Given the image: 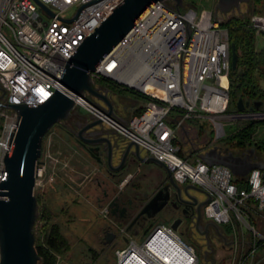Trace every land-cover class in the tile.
<instances>
[{
    "label": "built area",
    "instance_id": "1",
    "mask_svg": "<svg viewBox=\"0 0 264 264\" xmlns=\"http://www.w3.org/2000/svg\"><path fill=\"white\" fill-rule=\"evenodd\" d=\"M37 1L0 0L2 105L46 101L56 87L40 73L59 81L71 55L123 0ZM222 16L192 4L176 8L171 0L153 4L89 73L96 89L103 90L99 82L108 81L144 98L143 112L122 122L106 116L101 103L87 92L75 98L74 112L83 109L90 119L102 120L106 128L136 143L143 156L167 168L177 186L201 190L206 201L202 220L217 225L228 243L224 245L220 238L223 258L217 264H264V161L239 155L262 168L237 177L229 168L210 165L201 156L189 160L178 154L177 136L186 134L190 120L208 122L217 142L225 136V123L236 118L227 113L231 59ZM249 25L257 36L264 35V16H252ZM16 121L13 111L0 107V182L6 178L3 158ZM56 162L49 152L41 155L34 191L42 193L53 184ZM99 213L107 219L106 208ZM173 221L141 235L120 227L122 246L115 249L113 264H214L205 262L202 250L183 239L178 231L183 223L174 230Z\"/></svg>",
    "mask_w": 264,
    "mask_h": 264
},
{
    "label": "water",
    "instance_id": "2",
    "mask_svg": "<svg viewBox=\"0 0 264 264\" xmlns=\"http://www.w3.org/2000/svg\"><path fill=\"white\" fill-rule=\"evenodd\" d=\"M35 1L39 4L37 0ZM162 1L164 0H123L119 3L71 55L59 81L44 72L40 73L53 87H56L54 93L43 103L39 105L0 104L1 108L13 111L17 117L3 158L6 178L0 182V264L40 263L41 258L35 247V226L39 218V206L34 195V188L35 169L41 157L43 139L54 126L75 115L74 100L85 92L101 103L106 110V116L117 117L113 103L109 99V91L94 88L89 73L96 69L153 4ZM171 1L176 8L183 6V0ZM248 3L249 0H216L214 13L228 15L234 10H239L242 4ZM40 6L44 8L41 4ZM230 59L231 69L234 71L237 65V54L233 45H230ZM260 85L264 92V83L261 82ZM247 106L248 104L240 99L237 102V111L243 113ZM260 106L261 102H257L250 107V110L258 109ZM85 134L88 135V139L84 137ZM77 136L80 141L94 150H101L109 171L122 170L127 156L130 155L139 163L160 167L169 181H173L170 172L161 162L143 156L136 143L127 141L106 128L100 119L89 118V122L78 130ZM117 151L121 152L122 156L119 164L114 166L113 156ZM201 159L210 165L225 166L237 177H245L252 169L262 168L259 163L234 156L232 153L219 152L217 148L203 154ZM177 191L185 197L182 203L190 206H196L198 200L189 191L202 193L200 189L191 185L183 187L182 190L177 186ZM167 201V199L161 200L158 196L153 197L141 210L139 216L143 215L145 219L153 220L166 207ZM205 204L206 201H203L197 207ZM149 210L152 211L151 214H148ZM200 219L201 216L198 213L193 218L194 226L199 225ZM180 222V219L174 220L172 228L176 230ZM208 226H212L224 245H228L219 233L217 225L213 223H207L203 231L196 228L197 233L206 237ZM150 227L151 225L144 232H147ZM204 259L205 262L208 261L206 254Z\"/></svg>",
    "mask_w": 264,
    "mask_h": 264
},
{
    "label": "rangeland",
    "instance_id": "3",
    "mask_svg": "<svg viewBox=\"0 0 264 264\" xmlns=\"http://www.w3.org/2000/svg\"><path fill=\"white\" fill-rule=\"evenodd\" d=\"M183 4L184 6L192 4L198 9L214 10L216 0H183ZM255 15L264 16V11H253L252 8L249 9V7H247V4H242L239 10H234L228 15L222 16L221 22L225 23L231 17H246L250 20L251 17ZM256 52L264 53V37L262 36H258L256 39ZM227 84L229 91L230 80ZM108 95L110 101L113 103L114 113L122 122L128 121L134 117L136 115L135 111L138 108L143 107L144 109L145 107L144 98L131 94L130 92L123 91L120 95H113V93H109ZM256 102H261L262 105L255 113H241L240 116L231 112L228 113L236 118H231L225 123L224 131L225 135H230L237 126H241V124L250 121L255 122L256 126L253 132V140L258 148V146L264 145V97H260ZM79 112L85 115L83 109H79ZM185 131L186 134L180 132L177 136V144L180 148V154L189 160H195L197 157L202 156L207 149L222 148L221 142L225 136L221 140L213 142L212 129L208 122L198 119L190 120L186 125ZM70 145H72V142L67 137L65 130L56 127H53L48 132L43 141L42 154L46 155L49 152L51 156L57 159V162L54 164L57 170L56 179L62 178L65 182L64 186L58 183L49 185L43 194L45 204L51 212L52 221L58 222L61 233L69 244L67 251L56 256L55 264H101L103 261L102 255L97 256L95 254L100 252L98 235L102 224L105 223L103 217L100 215L99 211H97L100 206H97L95 202V197L99 196L100 190H97V184L94 180L93 182L88 183L86 181L82 184L85 190L81 197L74 191V188H70L71 184L79 186L82 183L83 177L92 174L94 172V164L89 160L84 161L86 165L83 164L81 161L84 159L74 154L71 151ZM143 154H145V152H143ZM245 154H250L251 158L256 162L264 161L263 148L256 150L252 149ZM52 164L51 166H53ZM70 169L73 172L72 175L69 174ZM50 172V169L47 170L46 175ZM34 194L37 193L35 192ZM191 194L198 202H203L205 200V196L201 193L191 191ZM86 195H89V200L83 199ZM83 219L86 222H84ZM170 222L171 219H169V217L159 216L143 228V230L138 229L137 231H140L139 234L141 235L149 225H151V227L157 224L168 225ZM41 224L42 222H40L38 226ZM118 224L122 226V223L118 222ZM178 231L180 234H183V239L187 243L196 247L200 246V239L197 233L192 232V234H190L185 227L179 228ZM116 243V248L122 246V240L119 237H117ZM222 258L223 252L219 250L212 262L217 264L218 260ZM113 261L114 254L109 263L103 262V264H113Z\"/></svg>",
    "mask_w": 264,
    "mask_h": 264
},
{
    "label": "flooded vegetation",
    "instance_id": "4",
    "mask_svg": "<svg viewBox=\"0 0 264 264\" xmlns=\"http://www.w3.org/2000/svg\"><path fill=\"white\" fill-rule=\"evenodd\" d=\"M87 122H89L88 116L76 112L70 119L54 127L65 130L67 137L72 142V145H70L71 151L84 159L81 161L83 164H85L84 161L88 160L94 164V172L87 177H83L82 183L79 186L71 184L70 188H74V191L81 197L85 190L82 184L86 181L90 183L94 180L97 184V190H100L99 196L95 197L97 206H100L97 211L106 208L108 214L107 219L103 218L105 223L102 224L98 235V243L100 245V252L98 254L99 256L102 255L103 259L101 264L103 262L109 263L113 257L120 227H125L128 231L141 230L159 216H164L169 217L171 221L180 219L185 229L190 233H197L196 228L199 231L205 230L204 225L206 224L202 218L197 226H194L193 220L198 213L201 216L203 206L197 207V205L202 202H198L196 206L183 204L184 195L177 191V185L174 180L170 182L160 167L139 163L132 156L128 155L122 170L118 172L109 171L105 162V156L101 153V150H94L91 146L80 141L77 136L78 130ZM84 137L89 138L86 134ZM42 149L43 142L41 155ZM121 156V152L117 151L115 153V156H113L114 166L119 164ZM56 177L53 183L64 186L65 182L63 179H56ZM180 189L182 190L183 187H180ZM35 192L38 193L37 191ZM189 192L191 194V191ZM41 194H44V192ZM155 196H158L161 200H168L163 211L153 220H147L143 215L139 216L141 210ZM88 198L89 195L83 197V199ZM151 212L149 210L148 214H151ZM84 222L86 221L84 220ZM118 222H122V226H119ZM129 226H131L130 229L128 228ZM141 226L143 228H140ZM206 232V237L199 235V248L206 254V260L212 262L217 251L222 250V242L218 232L212 226H208Z\"/></svg>",
    "mask_w": 264,
    "mask_h": 264
},
{
    "label": "trees",
    "instance_id": "5",
    "mask_svg": "<svg viewBox=\"0 0 264 264\" xmlns=\"http://www.w3.org/2000/svg\"><path fill=\"white\" fill-rule=\"evenodd\" d=\"M247 7L249 9L252 8L253 11L263 12L264 0H249ZM249 23L250 20L246 17H231L225 23H221V26L227 30L229 43L234 46L237 54L236 70L233 71L231 69L229 75L230 101L227 113H239L237 111V102L240 99L243 103L248 104L243 113H255L261 106L253 110H250V107H253L260 97H264V92L260 85L262 81L264 82V53L256 52V39L258 36L255 30L249 27ZM99 85L108 89L109 93H113V95H120L125 91L110 84L108 81H101ZM142 112L143 107L138 108L135 111V116L140 115ZM255 126L256 123L252 121L237 126L230 135H225L222 139V148L220 150L239 156L252 149H264V145L257 148V144L254 143L253 132ZM178 154L183 157L180 152ZM35 197L39 206V218L35 226V247L41 258L39 264H55L56 256L67 251L69 244L61 233L58 222L52 221V215L45 204L44 195L37 193ZM40 222L42 224L38 226ZM95 254L99 256L98 253Z\"/></svg>",
    "mask_w": 264,
    "mask_h": 264
},
{
    "label": "crops",
    "instance_id": "6",
    "mask_svg": "<svg viewBox=\"0 0 264 264\" xmlns=\"http://www.w3.org/2000/svg\"><path fill=\"white\" fill-rule=\"evenodd\" d=\"M69 174H73V172H72V170L70 169V173ZM123 226H124V224H123ZM141 230H143V229H141ZM131 233H133V234H139V232L140 231H137V230H132V231H130ZM145 233V232H144ZM144 233H142V234H144ZM140 235V234H139Z\"/></svg>",
    "mask_w": 264,
    "mask_h": 264
}]
</instances>
